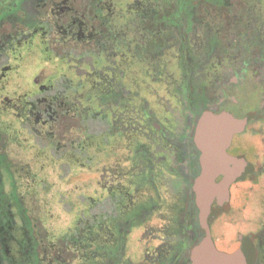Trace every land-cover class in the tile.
Returning <instances> with one entry per match:
<instances>
[{"label": "flooded vegetation", "instance_id": "af4514ba", "mask_svg": "<svg viewBox=\"0 0 264 264\" xmlns=\"http://www.w3.org/2000/svg\"><path fill=\"white\" fill-rule=\"evenodd\" d=\"M260 1L162 0L161 11L157 13L154 24L149 23L147 33L140 34L132 46L130 53L138 57H143V51L150 49L155 50L154 55L164 56V42L170 39L171 30L176 29L178 33L179 72L178 81L172 89L177 109L167 124L172 129L148 116L153 130L161 137V142H157L154 148V152L159 154L150 158L151 153L142 147L136 151V162L141 172H145L146 168L153 169L158 163L168 165L174 179V190L180 194L178 223L172 232L175 249L163 260H147L139 256L127 263L126 247L132 233L133 217L124 218L119 223L122 227L112 236L111 232L115 229L110 227L114 219L109 217L121 213V207L114 203V199L122 197L116 192L92 194L88 212H81L76 218V234H72L70 239L67 236L60 238L52 246L42 242L43 236L31 228L28 219H18L22 212L13 216L10 204L3 202L0 195V264H37L38 261L72 264L73 260L76 264H87L91 254L86 253L83 242L92 248L93 253H97L91 260H96L98 264H192L191 251L204 236L194 183L202 170L199 120L206 113H227L243 124L232 133L225 150L230 157L244 158L252 166L242 180L230 184L228 200L220 203L215 197L212 201V214L207 218L212 239L218 250L232 252L246 236L252 245L253 264H257L259 243L264 242V226L243 234L237 233L234 241L222 234L218 239L214 224L220 221L222 215H229L232 211L234 186L242 181H254L258 166L264 164V155L259 151L260 144H264V29L261 16L251 13L256 11ZM106 6L107 0H0V75L14 69L13 54L19 53V48L22 52L30 51L35 38H42L44 47L56 53L93 54L98 58L106 51L112 52L110 49L115 53H125L123 47L127 43L115 34L104 15ZM201 28L202 31H197ZM194 34L213 39L208 46L209 51H204V58L195 56L191 48ZM112 43L115 46L110 47ZM207 63L214 67L219 65V71L213 75L206 72L205 77L201 71ZM44 75L41 71L32 80L40 83ZM200 75L205 78L200 79ZM124 76L125 71L120 70L119 77ZM67 86L62 79H57L52 87L29 96L26 100L30 104L29 117L35 114L42 120L40 126H48L55 137L62 138L77 151L85 148V138L96 140L100 136V144H106V126L102 124L105 118L94 113L84 115L78 106H74ZM116 89L114 95L118 98L114 105L118 107L123 105L121 91L125 93L127 90L125 87ZM146 107V111L151 113ZM70 119L74 120L71 125ZM2 136L0 132V165L3 152L8 155L7 158L11 156L7 148L3 150ZM87 143L90 144L89 141ZM99 146L95 144L94 149L102 150ZM145 155H149L147 164ZM84 160L88 163L81 165L89 168L98 165L96 159L85 157ZM222 177L216 176L215 181H220ZM150 202L156 207L154 199ZM86 214H89L90 223L83 228V220H88ZM134 216L138 222L145 224L144 206L140 207L138 216ZM105 224L109 225L105 233L113 242L98 243L96 235L100 231L104 234ZM221 238L226 245L217 242ZM100 253L99 262L96 256ZM85 257L89 260L86 261Z\"/></svg>", "mask_w": 264, "mask_h": 264}, {"label": "rangeland", "instance_id": "374dc122", "mask_svg": "<svg viewBox=\"0 0 264 264\" xmlns=\"http://www.w3.org/2000/svg\"><path fill=\"white\" fill-rule=\"evenodd\" d=\"M161 7L162 0H107L104 15L114 33L126 41L125 53L110 49L112 52L106 51L99 58L93 54L56 53L44 47L42 38H35L30 51L22 52L19 48V53L13 54L14 69L0 75L2 147L11 154L10 158L4 152L2 155L0 195L3 202L10 204L13 216L22 212L17 218L28 219L31 228L43 236L42 242H48L50 246L60 238L67 236L70 239L76 234V218L81 212H88L92 194L116 192L122 197L114 199V203L121 207V213L109 217L114 219L110 228L115 230H109L112 236L122 227L119 223L124 218L133 217L132 233L126 247L127 263L139 256L147 260H163L175 249L172 232L178 223L181 200L180 194L174 190L168 165L158 163L153 169L146 168L141 172L136 162L137 148L150 152V158L159 154L154 148L157 142H161V137L153 130L148 116L172 129L167 124L177 109L172 97L179 72L176 29L171 30L170 39L164 42V56L154 55L153 49L143 51V57L130 53L139 35L147 33L149 23L154 24ZM255 10L251 13L261 16L264 29V0ZM211 41V36L194 34L191 48L195 56L204 58V51H209ZM113 46L115 43L110 45ZM120 70L125 71L124 78L119 77ZM41 71L45 74L44 79L40 83L34 82L32 79ZM218 71L219 65L214 67L207 63L201 74L207 77L206 72L213 75ZM203 75L199 78L204 79ZM57 79L68 84L74 106H78L84 115L94 113L105 118L102 124L106 126V144H100V136L96 140L85 138V148L77 151L62 138L55 137L48 126H40L42 120L35 114L29 117L27 98L52 87ZM117 87L127 90L125 93L121 91L123 105L118 107L114 105L118 98L114 95ZM145 106L152 112L148 113ZM73 122L69 120L70 125ZM97 143L102 150L94 149ZM263 147L264 144H260L259 151L264 155ZM148 156L145 155L146 164L149 163ZM85 157L98 160V165L93 168L81 165L88 163L84 162ZM151 199L156 207L152 206ZM231 205L229 215H222L214 224L218 239L222 234L236 241L237 233L264 226V164L258 166L254 181H242L234 186ZM142 206L145 224L134 216H138ZM85 217L88 220L84 219V225L80 224L83 228L90 223L89 214ZM106 226L109 225L103 226L104 234L100 231L96 235L98 243L113 242L105 233ZM218 239V243L226 245L222 238ZM83 244L86 253L91 254L87 264H98L91 260L97 253H93L85 242ZM96 259L100 262L101 253ZM85 260L89 259L85 257ZM37 264L49 262L38 261ZM72 264H76L75 260ZM257 264H264L263 241L259 243Z\"/></svg>", "mask_w": 264, "mask_h": 264}, {"label": "water", "instance_id": "95a60500", "mask_svg": "<svg viewBox=\"0 0 264 264\" xmlns=\"http://www.w3.org/2000/svg\"><path fill=\"white\" fill-rule=\"evenodd\" d=\"M242 125L227 113H206L199 120L202 170L195 180L194 188L204 236L191 251L192 264H253L252 245L246 236L242 237L240 246L234 251H220L214 244L207 219L212 214L211 203L214 198L220 203L228 200L230 184L242 180L252 168L244 158L230 157L225 150L232 133ZM218 175L223 177L216 182Z\"/></svg>", "mask_w": 264, "mask_h": 264}]
</instances>
